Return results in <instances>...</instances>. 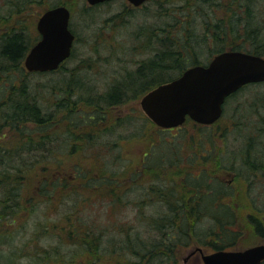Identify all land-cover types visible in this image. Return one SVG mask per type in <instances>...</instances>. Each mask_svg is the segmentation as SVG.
<instances>
[{
    "label": "trees",
    "instance_id": "obj_1",
    "mask_svg": "<svg viewBox=\"0 0 264 264\" xmlns=\"http://www.w3.org/2000/svg\"><path fill=\"white\" fill-rule=\"evenodd\" d=\"M160 1L166 5L160 14L173 23L144 32L147 43L142 49L152 51V56L122 80L114 81L105 93L83 81L84 69L66 67L74 51L58 70L48 72L59 74L53 86L6 77L28 73L23 61L35 42L16 31L0 38V80L4 74L8 86L2 101V107L7 108L1 112L2 125L17 134L14 148L0 144V190L5 195L1 201L6 204L4 209L13 211L15 224L22 215L21 181L29 179L34 170L32 177L36 185L39 179V190L24 201L33 203V212L42 208L44 217L56 216L44 227L50 233L47 243L40 242L44 223L37 222L29 253L35 264H178L180 251L195 242L209 246L211 252L232 251L243 231L254 229L264 237V200L254 190L257 180L264 178V113L258 112L256 102L245 117L248 122L234 126L245 124L248 130L240 155L228 161L217 159L218 166L220 163L236 173L233 183L248 187L244 210L232 204L233 190L221 186L207 171L206 162L214 151L211 134L193 158L197 172L184 166L183 148L175 147L179 144L168 136L174 129L158 127L140 110L121 117L110 113L114 106L138 100L175 79L167 77L169 71H179L180 76L189 67L206 65L199 60V50L209 42L214 46L213 57L225 51L264 57V0ZM17 2H10L12 10L19 6ZM63 5L71 9L68 2ZM262 84L247 85L231 95L224 114L242 91ZM236 105L233 110L237 114L241 106L235 109ZM186 123L203 127L190 119ZM29 124L35 127L30 129ZM137 139L150 143L140 161L128 157L123 149L124 144ZM198 156L204 160L200 164ZM67 160L71 161L66 166ZM50 170L62 175L46 180ZM97 203L104 210L95 214ZM129 205L134 221L118 220V208ZM148 206L157 210L148 212ZM0 233V245L4 237L12 236ZM4 257L0 253V264L7 262Z\"/></svg>",
    "mask_w": 264,
    "mask_h": 264
},
{
    "label": "rangeland",
    "instance_id": "obj_2",
    "mask_svg": "<svg viewBox=\"0 0 264 264\" xmlns=\"http://www.w3.org/2000/svg\"><path fill=\"white\" fill-rule=\"evenodd\" d=\"M11 1L12 0H0V38L5 33L16 31L17 33L24 34L25 39L29 38L32 44L34 42L36 43V39L39 36L37 22L41 15L54 6L63 5L65 2L70 4L72 11V26L78 40L74 46L75 56L66 63V67L71 70L75 68L84 69L81 73L83 81L92 83L91 86H94L95 91L98 90L97 92L99 93H105L114 81L122 80L127 72L129 73L135 70L137 65L152 56V51L149 53V49H142V47H144L143 43H147L146 33H144L146 30L155 28L164 29L166 24L173 23L170 17L160 14L161 10L163 11V9H166L165 3L160 0L150 1L136 10H134L135 7L128 0H114L96 7H90L87 0H17L19 6H15L16 8H13V10L10 4ZM84 8L89 9L88 12H85ZM124 10H128V12L124 13L122 17L115 19V16L121 15ZM130 11L132 13H129ZM160 34H162L161 31ZM213 47L211 42L204 45L203 48L199 50V60L206 64L209 63L214 56ZM86 66H89V69L85 70ZM28 73H10L6 77L9 78L11 75V77L15 76L17 80L23 78L25 81H29L28 83L30 84L35 85L36 82H41L53 86L59 76L57 73H47L45 75ZM179 74V71L172 70L167 73V77L173 79L178 77ZM4 79V74H1L0 144L7 147V149H12L17 144V134L13 129L2 125L4 117L1 112L7 109L6 107H2L4 104L2 101H4V97L8 92V86L4 85ZM142 97L143 96H140L138 100L130 101L123 105L114 106L110 109V113L113 116L121 117L132 112V110H140L143 112L141 107ZM233 100H235V103H232ZM236 101H238V105H236ZM255 102L259 107L258 112L264 113V104H262V102H264V83L261 86H250L239 94V98L232 99L224 116L218 123L211 126H203L201 129L194 127L192 123H186L179 127L181 128L180 130L176 128L170 131L171 135L168 134L174 142L179 144H176L175 147L183 148L184 166L191 167L197 172L199 168H195L196 164L193 162V158L195 157L196 150L200 143L203 142L204 139L207 140L208 136L211 134V140L214 143V151L212 157L206 162L207 171L221 183V186L225 184L226 187L233 190L231 202L234 206L242 209L245 204H248L245 198L246 196H244L248 187L246 190V186L242 185V183L240 185L233 183V180L236 178V173L229 172L228 169L223 168L220 163L218 166L219 160L217 159L221 157L228 161L236 159V157L240 155V152L245 146L248 130L245 124L242 125L241 128H236L234 126L236 122L240 125L242 121L245 123V117L248 116L249 111H251L250 106ZM235 105V109L241 106V112L236 114V111L233 110ZM236 115L237 117H234ZM254 116L255 115H252L253 119ZM246 121L248 122V120ZM28 127L33 129L35 126L29 124ZM125 133H130V131H126ZM149 145L150 143L148 140L137 139L124 144L123 149L128 157L134 161H140L143 155L148 151ZM192 147H194V150H192ZM70 161L71 160H67L65 165L67 166ZM88 161L89 159H86L85 163L87 164ZM199 161H204L201 159V156H198V164H200ZM70 165H72V163L69 164V166ZM225 165L229 166L230 162H226ZM29 174H31L29 179H23L21 181L22 198H24L21 202L22 208L20 209L22 215L13 225L11 214L13 211L11 212L10 210L4 209L6 204L1 200L4 199L5 195L0 190V232L5 231L12 235L11 238L4 237L0 245V253L6 256L2 259L7 261L4 262L5 264H35V261L32 260L29 253L32 248L31 243H33L31 238L34 232L38 231L37 222L41 220L44 223L40 230L43 232L40 242L47 243L50 233H46L44 227L47 223L51 225L52 218L56 217L54 215L55 213L48 215V218L44 217L41 215L42 208L38 212H33V203H26V201H24L28 199L31 194L38 193L39 190V179L36 185V180L32 177L35 174L34 170H31ZM55 175L60 177L62 175L61 171L53 172V170H50L45 179H50V177L53 178ZM241 181L244 182V180ZM254 190L256 193L255 195L264 200L263 177L257 180V183L254 185ZM235 202L238 204H234ZM42 207L44 209L43 205ZM93 210H95V214H97L104 210V206H100V203H97L94 205ZM156 210L157 209L150 206L147 207L148 212ZM133 212L134 210L130 205L124 209L118 208L116 218L118 220L134 221ZM13 218L17 217L13 216ZM262 243H264V237H262L261 234H257L254 229H249L243 231L242 240L236 243L233 250H244ZM21 247H23L24 250H22ZM199 248L203 250L204 254L211 253L209 246L204 247L195 242L188 248L180 251L178 255V264H204L201 253L196 252ZM12 251H18V254L13 255ZM192 253L195 254L191 256Z\"/></svg>",
    "mask_w": 264,
    "mask_h": 264
},
{
    "label": "water",
    "instance_id": "obj_3",
    "mask_svg": "<svg viewBox=\"0 0 264 264\" xmlns=\"http://www.w3.org/2000/svg\"><path fill=\"white\" fill-rule=\"evenodd\" d=\"M113 0H87L91 6ZM138 7L150 0H128ZM71 12L57 6L43 13L37 23L40 40L25 59L29 72L46 73L70 58L75 35L70 29ZM264 82V57L243 51H225L207 65L188 68L178 78L161 84L141 99L146 116L158 127L173 129L187 119L213 125L223 115L226 99L244 86ZM204 264H262L264 243L244 250L204 254Z\"/></svg>",
    "mask_w": 264,
    "mask_h": 264
},
{
    "label": "flooded vegetation",
    "instance_id": "obj_4",
    "mask_svg": "<svg viewBox=\"0 0 264 264\" xmlns=\"http://www.w3.org/2000/svg\"><path fill=\"white\" fill-rule=\"evenodd\" d=\"M106 4V3H105ZM101 5H103V4H101ZM58 6H60V5H58ZM143 6V5H142ZM142 6H140V7H135V8H141ZM93 7H96V6H93ZM71 11V10H70ZM73 24H72V11H71V19H70V29L72 30V32L74 33V35L76 36V39H75V42H77V40H78V37H77V35H76V33H75V31H74V29H73V26H72ZM38 38H40V35L38 36ZM74 42V43H75ZM76 44V43H75ZM72 51H74V47H73V49H72ZM194 255V254H193ZM192 255V256H193Z\"/></svg>",
    "mask_w": 264,
    "mask_h": 264
}]
</instances>
